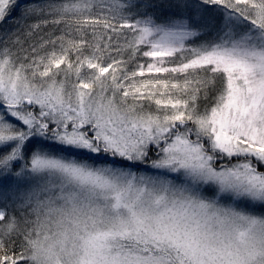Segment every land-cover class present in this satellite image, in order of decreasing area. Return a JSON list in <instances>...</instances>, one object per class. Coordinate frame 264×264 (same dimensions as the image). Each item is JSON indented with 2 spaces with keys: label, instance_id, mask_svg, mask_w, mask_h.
I'll list each match as a JSON object with an SVG mask.
<instances>
[{
  "label": "snow or ice",
  "instance_id": "6c2138e0",
  "mask_svg": "<svg viewBox=\"0 0 264 264\" xmlns=\"http://www.w3.org/2000/svg\"><path fill=\"white\" fill-rule=\"evenodd\" d=\"M0 264H264V0H0Z\"/></svg>",
  "mask_w": 264,
  "mask_h": 264
},
{
  "label": "trees",
  "instance_id": "16d2710c",
  "mask_svg": "<svg viewBox=\"0 0 264 264\" xmlns=\"http://www.w3.org/2000/svg\"><path fill=\"white\" fill-rule=\"evenodd\" d=\"M168 2H169V0H161V3H165V4H166V3H168ZM162 11H166V10H162ZM9 26L11 27V26H13V25L10 24Z\"/></svg>",
  "mask_w": 264,
  "mask_h": 264
}]
</instances>
